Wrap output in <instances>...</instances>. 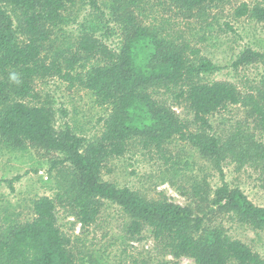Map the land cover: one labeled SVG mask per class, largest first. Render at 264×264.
Masks as SVG:
<instances>
[{
  "label": "trees",
  "instance_id": "obj_1",
  "mask_svg": "<svg viewBox=\"0 0 264 264\" xmlns=\"http://www.w3.org/2000/svg\"><path fill=\"white\" fill-rule=\"evenodd\" d=\"M110 1L117 8L115 21L121 31L116 50L81 31L71 47L47 56L44 45L62 24V13L73 0H0V137L12 146L28 145L43 157L58 155L53 167L65 168L64 195L82 227L95 223L104 205L111 203L128 218L130 235L148 229L156 245L173 258L188 257L197 264H264V258L248 245L210 224V216L224 215L264 234V207L230 187L221 168L229 157L264 174V143L240 131L222 140L210 133L208 119L229 106H239L256 118L264 135V80L256 94L243 93L230 82L208 81L217 70L208 58L195 49L186 52V46L150 31L135 12L149 2L190 20L226 0ZM91 3L95 5L94 0ZM234 17L264 21V8L244 2L234 9ZM259 56L247 49L235 66ZM93 59L97 65L78 71ZM13 75L16 80L11 79ZM50 78L77 84L92 93L99 106L109 107L99 137L86 139L68 126L57 130L51 107L24 102L38 99L34 80ZM153 84L178 88L193 112L192 122L181 120L151 98L146 88ZM173 137L188 143L221 176V185L214 190L192 185L198 200L194 206L147 199L101 179L104 165L123 156L130 142L163 153ZM31 205L30 221L0 231V264H75L71 240L57 224L54 200L43 196Z\"/></svg>",
  "mask_w": 264,
  "mask_h": 264
},
{
  "label": "rangeland",
  "instance_id": "obj_2",
  "mask_svg": "<svg viewBox=\"0 0 264 264\" xmlns=\"http://www.w3.org/2000/svg\"><path fill=\"white\" fill-rule=\"evenodd\" d=\"M94 1L95 5L91 0H73L66 7L62 24L53 29L44 45L45 55L71 47L81 31L93 34L112 50L120 46L121 31L115 21L117 8L110 0ZM244 2L250 7L264 8V0H226L190 20L174 12H164L149 2L139 5L135 12L150 31L180 47L186 46V52L195 49L208 58L217 68L207 77L208 81L230 82L243 93L256 94L264 80V21L236 19L234 9ZM247 49L260 56L235 66ZM97 64L93 59L84 70L78 71L85 72ZM33 89L38 99L24 102L28 106L44 103L51 107L57 130L68 126L89 140L100 136L102 120L110 110L99 106L92 93L58 78L36 79ZM146 92L181 120L192 122L193 112L178 88L153 84ZM208 119L210 133L222 140L240 131L253 141L264 143L258 122L247 109L229 106ZM57 158L58 155L43 157L28 145H9L0 137V231L30 221L33 218L31 202L46 196L55 202L57 224L71 240L75 264H197L192 258H173L165 253L153 241L148 229L139 235H130L128 218L111 203L104 205L95 223L82 227L71 214L64 195L62 171L65 168L53 167ZM221 168L222 178L230 187L239 188L255 205L264 207V174L229 157L222 161ZM101 179L116 187H127L147 199H166L180 206H194L198 202L192 192L193 184L200 183L212 190L221 185V176L212 164L176 137L165 144L163 153L145 150L137 141L130 142L123 156L114 157L104 165ZM210 220L211 225L222 227L231 238L245 243L264 258L262 232L224 215L210 216Z\"/></svg>",
  "mask_w": 264,
  "mask_h": 264
},
{
  "label": "clouds",
  "instance_id": "obj_3",
  "mask_svg": "<svg viewBox=\"0 0 264 264\" xmlns=\"http://www.w3.org/2000/svg\"><path fill=\"white\" fill-rule=\"evenodd\" d=\"M11 79H12V80H16V76L13 75V76L11 77Z\"/></svg>",
  "mask_w": 264,
  "mask_h": 264
}]
</instances>
